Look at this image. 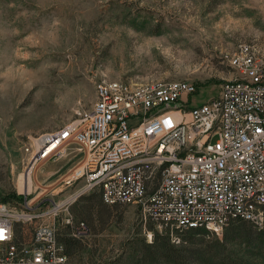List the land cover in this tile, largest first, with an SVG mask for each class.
I'll use <instances>...</instances> for the list:
<instances>
[{
    "label": "rangeland",
    "instance_id": "obj_1",
    "mask_svg": "<svg viewBox=\"0 0 264 264\" xmlns=\"http://www.w3.org/2000/svg\"><path fill=\"white\" fill-rule=\"evenodd\" d=\"M240 43L264 56V0H0V202L23 213L41 197L61 202L86 187L66 183L81 167L77 145L28 175L23 148L90 110L98 82L187 80L199 85L192 100L200 105L232 77L224 56ZM87 202L74 204L91 207L80 219L73 209L90 232L76 238L70 264H157L143 250L165 232L144 225L134 206ZM238 224L179 235L174 244L190 247L184 264L264 263L234 240L216 252Z\"/></svg>",
    "mask_w": 264,
    "mask_h": 264
},
{
    "label": "built area",
    "instance_id": "obj_2",
    "mask_svg": "<svg viewBox=\"0 0 264 264\" xmlns=\"http://www.w3.org/2000/svg\"><path fill=\"white\" fill-rule=\"evenodd\" d=\"M224 58L232 77L205 103L193 104L199 85L187 80H102L95 103L77 121L28 137L27 175L75 144L82 163L66 183L84 179L86 187L61 202L41 197L23 213L0 202V264H70L63 233L89 234L70 206L95 190L106 205L136 207L144 225L157 226L173 243L179 232L219 234L237 220L263 228L264 56L240 43ZM21 221L34 226L26 243L15 237Z\"/></svg>",
    "mask_w": 264,
    "mask_h": 264
},
{
    "label": "trees",
    "instance_id": "obj_3",
    "mask_svg": "<svg viewBox=\"0 0 264 264\" xmlns=\"http://www.w3.org/2000/svg\"><path fill=\"white\" fill-rule=\"evenodd\" d=\"M94 199H97L98 203L102 205H106L102 200L101 194L97 190H95L90 193L79 196L78 199L70 206V211L71 214L73 215L75 223L76 224H79L81 222L85 223L89 229V232H90L89 225L84 221L78 220L77 218L79 217L80 219V215L88 212L89 209H91V207L77 208L76 206L78 204L77 205L74 204H76L78 201L80 203L83 200L91 202ZM115 206H121V205H115ZM73 209H75V214H76L75 216H77V218L74 216ZM236 223H239L238 225H236V228H234V226L231 228V230H235V232L233 233L235 236H233V234L232 236H230L229 233L231 230L229 231L227 230V233H225L223 240L220 239L216 240V244H218V247L215 248L216 252L218 251V248L224 247L225 245L229 244L232 240H234V242L241 243L245 248L253 249L254 251L257 252V254L261 253L264 256V227L258 228L254 223L247 220H237L230 224H236ZM26 225L27 224L19 223V222L15 223L14 232H15L16 241L18 243L21 242L26 243L32 239L33 231L28 236L25 233ZM251 228H255L257 231H252ZM194 231L208 232V230L201 228V229H191L184 232H179L177 234L179 236L182 235L183 233L194 232ZM67 234H68L67 232H64L61 238L62 241L66 244V252L71 260L74 248L77 247L80 241L79 239L67 236ZM189 248L190 247H188V245L186 244L185 245L182 244L179 246L175 245L172 242L170 236L166 233V235L162 237L156 236L151 244L145 246L143 252H144V257L146 259L148 258L152 262H156L157 264H184L186 259H188L189 257L188 254H190ZM231 264H244V263L241 261H235L231 259Z\"/></svg>",
    "mask_w": 264,
    "mask_h": 264
},
{
    "label": "snow or ice",
    "instance_id": "obj_4",
    "mask_svg": "<svg viewBox=\"0 0 264 264\" xmlns=\"http://www.w3.org/2000/svg\"><path fill=\"white\" fill-rule=\"evenodd\" d=\"M0 239H3V233L0 232Z\"/></svg>",
    "mask_w": 264,
    "mask_h": 264
},
{
    "label": "bare ground",
    "instance_id": "obj_5",
    "mask_svg": "<svg viewBox=\"0 0 264 264\" xmlns=\"http://www.w3.org/2000/svg\"><path fill=\"white\" fill-rule=\"evenodd\" d=\"M29 180V179H28ZM37 201V200H36Z\"/></svg>",
    "mask_w": 264,
    "mask_h": 264
}]
</instances>
